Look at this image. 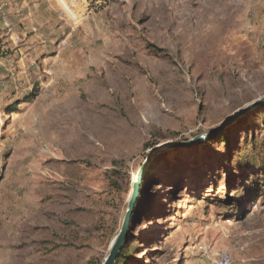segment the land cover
<instances>
[{
  "label": "rangeland",
  "instance_id": "1",
  "mask_svg": "<svg viewBox=\"0 0 264 264\" xmlns=\"http://www.w3.org/2000/svg\"><path fill=\"white\" fill-rule=\"evenodd\" d=\"M262 96L264 0H0V264H102L146 156ZM241 118L149 163L122 264H264Z\"/></svg>",
  "mask_w": 264,
  "mask_h": 264
},
{
  "label": "water",
  "instance_id": "2",
  "mask_svg": "<svg viewBox=\"0 0 264 264\" xmlns=\"http://www.w3.org/2000/svg\"><path fill=\"white\" fill-rule=\"evenodd\" d=\"M261 104H264V96L259 97L255 100H253L249 103H246L245 105L239 107L233 113H231L225 119H223L221 121V123H219L218 125H216L212 129H210L207 133L199 134V135H196L194 137H189V138H185L182 140L167 143L163 147L158 148L155 151H152L151 153H149L146 156V158L144 159L142 164L138 166L140 171L137 175V179H136L135 183L133 184L131 195H130L128 202H127L126 207L128 208V211L125 214V217L121 222V227H120L118 233L116 234L115 238L113 239L111 246L109 248V251H108L106 257L104 258V261L102 264H114V262H115L116 256H117L118 252L120 251L122 243H123L125 236L128 232L130 217H131V211L133 209V205H134L135 200H136L137 195H138V189H139L138 187H139V183H140V178H141L143 172L147 169L149 163L158 154H162L163 152H166L169 150H174V149H176V148H178L184 144H187L186 140H188V139L191 140L190 142H188V144L196 142V141H200L202 139H207L208 137L214 135L218 131H220V130H222V129L230 126V125L237 123L240 120V118L242 116H244L247 112H249L251 109H253V108H255Z\"/></svg>",
  "mask_w": 264,
  "mask_h": 264
},
{
  "label": "trees",
  "instance_id": "3",
  "mask_svg": "<svg viewBox=\"0 0 264 264\" xmlns=\"http://www.w3.org/2000/svg\"><path fill=\"white\" fill-rule=\"evenodd\" d=\"M243 118H241V120L239 122L242 121ZM149 172V171H148ZM147 172V173H148ZM251 188L253 190L256 191V194L260 197H262V199L264 200V192L262 191V184H258L257 186L256 185H250ZM140 191L141 192H145L146 191V185L145 184H142L141 185V188H140ZM54 201H52L50 204H53ZM135 207L134 209L131 211V217H130V220L131 218L134 216H139L140 215V211L138 210V206H139V201L136 200L135 202ZM92 213V212H91ZM93 215H95L93 217V222L92 224L90 225V227H87L83 230V233H86L88 235H91L92 237L94 236V234H98L100 231H101V219H100V211L99 210H96ZM235 216H238V214H236ZM240 216V215H239ZM121 227V226H120ZM117 234V231L115 232V235ZM115 235L113 237H115ZM132 238V235H129V233L126 234L125 236V239L122 243V246H121V249L120 251L118 252L117 256H116V259H115V262L114 264H122L124 263L126 260H127V257H126V248L128 247L129 243H130V238ZM97 239L99 238L98 236L96 237ZM113 239V238H112ZM112 239L110 240H106L105 241V246H108L110 244V241H112ZM101 262V261H100Z\"/></svg>",
  "mask_w": 264,
  "mask_h": 264
},
{
  "label": "built area",
  "instance_id": "4",
  "mask_svg": "<svg viewBox=\"0 0 264 264\" xmlns=\"http://www.w3.org/2000/svg\"><path fill=\"white\" fill-rule=\"evenodd\" d=\"M247 27H250L249 25ZM233 256L230 252H223L217 259H214V264H232Z\"/></svg>",
  "mask_w": 264,
  "mask_h": 264
},
{
  "label": "bare ground",
  "instance_id": "5",
  "mask_svg": "<svg viewBox=\"0 0 264 264\" xmlns=\"http://www.w3.org/2000/svg\"><path fill=\"white\" fill-rule=\"evenodd\" d=\"M191 140H186V143H188V142H190ZM185 145V144H184ZM183 146V145H182ZM181 147V146H180ZM139 171H140V169H139ZM139 171L138 172H135L131 177H132V185H131V191H132V187H133V184L135 183V181H136V179H137V175H138V173H139ZM131 195V194H130ZM127 211H128V208L126 207V212H125V214L127 213ZM124 217H125V215H124ZM124 219V218H123ZM122 219V220H123Z\"/></svg>",
  "mask_w": 264,
  "mask_h": 264
}]
</instances>
